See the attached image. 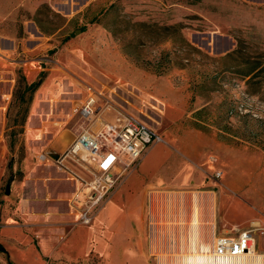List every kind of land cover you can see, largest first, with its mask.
<instances>
[{
    "label": "rangeland",
    "instance_id": "1",
    "mask_svg": "<svg viewBox=\"0 0 264 264\" xmlns=\"http://www.w3.org/2000/svg\"><path fill=\"white\" fill-rule=\"evenodd\" d=\"M70 17L57 0H0V37L15 41L23 62L30 61L22 49L30 39L51 44L42 54L47 57L71 40H85L98 69L96 120L132 116L158 132L159 147L172 149L165 168L173 192L148 208L146 225L166 229L164 248L152 249L151 264L158 257L177 264L193 214H211L217 235L253 230L264 255V78L257 86L245 76L264 64V0H98ZM218 37L226 53H217ZM27 86L19 71L2 127L8 163L0 204L12 212L27 176L26 125L35 95ZM77 121L68 125L73 138ZM180 192L188 197H177ZM43 232L57 233L52 227ZM0 264H11L5 253Z\"/></svg>",
    "mask_w": 264,
    "mask_h": 264
},
{
    "label": "crops",
    "instance_id": "2",
    "mask_svg": "<svg viewBox=\"0 0 264 264\" xmlns=\"http://www.w3.org/2000/svg\"><path fill=\"white\" fill-rule=\"evenodd\" d=\"M57 1L59 9L70 18L98 2ZM18 48L11 38L0 37V185L8 163L2 127L17 74L20 71L28 85L43 74L45 78L35 92L26 125L27 176L20 202L14 212L10 204H0V252L8 256L11 264H89L100 258H110L115 264H151L152 249L164 248L166 229L146 225V219L153 199L173 192L168 189L173 183L168 181L165 168L172 159V149L168 146L164 151L154 144L93 221L80 224L74 199L81 184L57 160L75 139L68 133V125L78 117L91 90H96L92 84L98 69L91 64L85 40H71L63 50L47 57L42 54L52 50L51 44L41 37L38 41L30 39L22 44L30 58L25 62L19 59ZM39 109H45V113ZM43 154L51 160L39 161ZM180 193L178 197H188L186 192ZM50 227L57 232L52 237L43 232ZM67 227H71L70 231L62 234ZM158 261L161 264V258Z\"/></svg>",
    "mask_w": 264,
    "mask_h": 264
},
{
    "label": "built area",
    "instance_id": "3",
    "mask_svg": "<svg viewBox=\"0 0 264 264\" xmlns=\"http://www.w3.org/2000/svg\"><path fill=\"white\" fill-rule=\"evenodd\" d=\"M98 97L99 93L91 90L78 114L77 135L57 160L81 184L74 206L82 225L93 221L125 177L138 169L147 151L162 140L157 131L132 116L120 114L112 122H98ZM50 160L46 154L39 156V161ZM255 248L253 230H237L215 236L212 256L227 262Z\"/></svg>",
    "mask_w": 264,
    "mask_h": 264
},
{
    "label": "bare ground",
    "instance_id": "4",
    "mask_svg": "<svg viewBox=\"0 0 264 264\" xmlns=\"http://www.w3.org/2000/svg\"><path fill=\"white\" fill-rule=\"evenodd\" d=\"M98 122H101V120L98 119ZM160 143H162V140L158 144H160ZM198 196L199 195H197L195 198H197ZM177 197H178V195H177ZM201 198H204V196ZM170 210H171V208H170ZM171 212L172 211H170V215H171ZM183 214H184V212H183ZM170 217H172V216H170ZM201 219L199 218L198 214L197 215L193 214L192 223L190 224L191 229H190V233H189L190 234L189 235V241H188V239H187V241H183V245L181 248H183L184 253L180 257L176 258L177 264H264V255L259 254L257 251V248H255V250L253 252H251L247 255L240 256V257L233 259L231 261L225 262V261L215 259L212 256V249H213L214 238L217 235V227L212 222L211 214H206ZM163 260H164V258H163ZM161 264H167V262L163 261ZM173 264H175V263H173Z\"/></svg>",
    "mask_w": 264,
    "mask_h": 264
},
{
    "label": "trees",
    "instance_id": "5",
    "mask_svg": "<svg viewBox=\"0 0 264 264\" xmlns=\"http://www.w3.org/2000/svg\"><path fill=\"white\" fill-rule=\"evenodd\" d=\"M240 49L241 48L237 49L236 51H234L229 56L239 54ZM260 67H261V69H259ZM245 76L251 77L249 79V82L252 83L253 85L261 86L262 79L264 78V64L258 63L256 66L253 67V69H250L249 72ZM44 78H45V75L43 74L36 83H34L32 85H28L26 87V90L30 91L31 95H33L36 92V90L40 87V85L42 84ZM0 250H3V248L1 246H0Z\"/></svg>",
    "mask_w": 264,
    "mask_h": 264
},
{
    "label": "water",
    "instance_id": "6",
    "mask_svg": "<svg viewBox=\"0 0 264 264\" xmlns=\"http://www.w3.org/2000/svg\"><path fill=\"white\" fill-rule=\"evenodd\" d=\"M218 50L217 53H226L229 49V47L225 44V41L221 38V37H218ZM212 37L209 36V41H211ZM224 45V46H223Z\"/></svg>",
    "mask_w": 264,
    "mask_h": 264
}]
</instances>
